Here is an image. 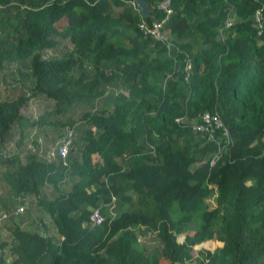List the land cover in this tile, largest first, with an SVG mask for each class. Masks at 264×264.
<instances>
[{
	"label": "trees",
	"instance_id": "trees-1",
	"mask_svg": "<svg viewBox=\"0 0 264 264\" xmlns=\"http://www.w3.org/2000/svg\"><path fill=\"white\" fill-rule=\"evenodd\" d=\"M145 1L0 0L20 7L0 69L23 84L0 96V210L34 197L0 227V264H264V0H169L158 34ZM64 127L66 158L48 157Z\"/></svg>",
	"mask_w": 264,
	"mask_h": 264
},
{
	"label": "built area",
	"instance_id": "built-area-1",
	"mask_svg": "<svg viewBox=\"0 0 264 264\" xmlns=\"http://www.w3.org/2000/svg\"><path fill=\"white\" fill-rule=\"evenodd\" d=\"M160 8L164 11V16L161 20L153 22L150 27H145L146 30L150 31L153 34H158L164 22L168 19L169 15L172 13V8L169 6V0H161L158 4ZM142 26V25H141ZM204 119L206 121L209 120V115L205 114ZM197 129H207L204 128L203 125L196 126ZM73 130L70 127H64L61 131V136H59L48 151V157H54L55 155L65 159L70 146L73 143ZM34 199V197H26L22 196L20 198L19 203L15 206V208L11 210H0V227L2 226L4 220L9 218L11 215H19L24 212L27 207V204L30 200ZM104 220V214L101 211V207H92L90 213V225H96L101 223Z\"/></svg>",
	"mask_w": 264,
	"mask_h": 264
},
{
	"label": "rangeland",
	"instance_id": "rangeland-1",
	"mask_svg": "<svg viewBox=\"0 0 264 264\" xmlns=\"http://www.w3.org/2000/svg\"><path fill=\"white\" fill-rule=\"evenodd\" d=\"M18 8H20V7H18L16 4H11L8 7L0 8V20H1V17L5 18V16H8V18H14L16 11L19 10ZM19 20H20V17L19 18H16L13 23L14 24L17 23V22L19 23ZM0 29H1L0 30V33L3 36H6V37L13 36V38L15 39L14 33L13 34L11 33V30H10V28L8 26L1 27ZM3 72L5 73V75L7 76V78H9V74H14L9 67H6V69ZM1 89H2V86H0V96H2L4 94V92H5L4 91L2 93ZM4 95H6V93ZM7 95H9V94H7ZM42 108H43V104L42 103H35L34 105L32 104V105L28 106L27 108H25L24 112L27 115H31L30 118H36L42 112ZM25 131H26V137H27V139H29V136L30 135H33V134L34 135H37L39 133L40 129H37V127L33 128L32 126H29V127L25 128ZM7 147H8L9 150H12L11 149L12 146L8 145ZM0 155H2V153ZM0 183L1 184H4L3 181H0ZM4 190L5 189H3L2 186H0V200H1L2 197L5 198V196H4ZM215 198H216V192L214 191L207 198V201H208V204H209L210 207L211 206L213 207V206L216 205ZM7 200H9L10 203L12 202V199L10 197H8ZM118 203H119V199H117L116 208H115L116 210L115 211H117ZM172 211H173L174 217H177L179 215L177 201H174L172 203ZM140 234H141V236H140L139 240L141 242H142V240H144L149 245H153L155 243V240L152 237L149 236V233H147V231H145V230L142 229ZM218 244H219V241L217 239H212V240L206 241L204 243V247L214 248ZM149 245L147 246V248L149 247L148 250H150V249L153 248V247L151 248ZM194 254L195 255L198 254V248H195ZM162 264H167V263L163 262Z\"/></svg>",
	"mask_w": 264,
	"mask_h": 264
},
{
	"label": "crops",
	"instance_id": "crops-1",
	"mask_svg": "<svg viewBox=\"0 0 264 264\" xmlns=\"http://www.w3.org/2000/svg\"><path fill=\"white\" fill-rule=\"evenodd\" d=\"M6 67H9L10 69H11V71L14 73V74H9V78H7V76L5 75V73L3 72L5 69H6ZM13 69V70H12ZM18 77V74H17V71H16V69H15V63H9V64H6L3 68H1L0 69V86H2V89H1V91H2V93L4 92V94L6 93V95H2L1 97H11V96H13L14 94H15V92L16 91H18V89L20 88V86L21 85H23L21 82H19V81H17L16 79H18L17 78ZM16 80V81H15ZM33 82V80L30 78L29 80H27L26 81V85H25V87H27V86H29V85H31V83ZM24 87V88H25ZM7 94H9V95H7ZM42 98H39L38 97V100H34V101H32L31 102V105L33 104H35V103H43L42 102ZM54 135H53V137L51 138V140L49 139L48 140V143L50 144H52V143H54L53 141H54V138L55 137H57L56 135H57V132L55 133V131H54V133H53ZM33 136H34V134H33ZM39 140L41 141V142H43V141H46V139H43L42 137L40 138L39 137ZM26 143H27V141H26ZM26 143H24V145L26 146V147H28L29 146V148H30V145L29 144H27L26 145ZM13 144H10V146H12ZM12 148H14V149H16L15 147H14V145H13V147H11V149ZM13 150V149H12ZM22 196H24V195H15V194H11L10 195V198L12 199V202L11 203H13V202H19L20 201V198L22 197ZM116 202H117V198L116 197H114L113 198V201L109 204V206H108V212H110V213H115L116 211ZM55 231V228H53L52 229V231Z\"/></svg>",
	"mask_w": 264,
	"mask_h": 264
},
{
	"label": "water",
	"instance_id": "water-1",
	"mask_svg": "<svg viewBox=\"0 0 264 264\" xmlns=\"http://www.w3.org/2000/svg\"><path fill=\"white\" fill-rule=\"evenodd\" d=\"M136 4L140 7V12L143 15H146L148 13V5L145 0H135Z\"/></svg>",
	"mask_w": 264,
	"mask_h": 264
}]
</instances>
